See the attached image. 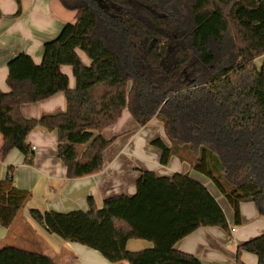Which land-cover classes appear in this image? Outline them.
Masks as SVG:
<instances>
[{"label":"trees","instance_id":"obj_1","mask_svg":"<svg viewBox=\"0 0 264 264\" xmlns=\"http://www.w3.org/2000/svg\"><path fill=\"white\" fill-rule=\"evenodd\" d=\"M21 13L20 0H14ZM74 12L57 37L43 44L35 64L19 53L7 63L9 91H0V155L19 151L31 163L28 135L55 131L57 156L68 179L102 170L111 144L102 131L127 110L140 126L162 123L166 146L154 139L160 164L172 156L208 178L228 202L234 225L240 204L264 217V0H57ZM1 17V13H0ZM77 50L89 59L82 64ZM263 58L256 68L254 61ZM70 67L74 88L60 70ZM63 93V113L28 119L20 107ZM0 184V227L9 229L30 198ZM132 196L106 198L100 209L57 213L30 210L48 233L97 251L117 264H202L177 251V242L203 227L228 230L223 210L187 174L141 171ZM129 240L152 243L131 252ZM264 264V234L236 249ZM0 264H55L43 254L0 247Z\"/></svg>","mask_w":264,"mask_h":264},{"label":"crops","instance_id":"obj_2","mask_svg":"<svg viewBox=\"0 0 264 264\" xmlns=\"http://www.w3.org/2000/svg\"><path fill=\"white\" fill-rule=\"evenodd\" d=\"M20 4V15L12 17L17 11L15 1L0 0V91L4 93L9 91L6 83L7 63L17 53H25L31 56L35 64H39L43 44L57 36L66 22L75 21V13L65 10L57 0H20ZM76 52L82 64L88 66L90 61L85 54L80 50ZM60 70L68 77L69 87L74 88L71 68L62 66ZM65 109V96L57 93L40 102L23 104L20 113L25 118L37 120L43 116L63 113ZM155 119L140 127L124 110L114 125L102 131V136L111 141L102 154V170L82 178L66 177L64 164L57 156L55 131L37 127L28 135L27 143L32 153L29 164L25 163L24 156L17 150H11L3 157L0 155V184L8 168L12 167L14 185L30 193L29 200L11 227L0 228V243L9 239L11 247L43 255L46 252L49 254L46 256L55 264H113L97 251L48 233L30 217V210L42 213L87 212L90 201L96 209H100L106 198L134 195L135 183L141 171H152L159 177L187 174L201 183L215 198L224 212L228 230L218 227L199 228L177 242L174 248L193 255L202 264H235L237 247L264 234V217L259 216L252 203H241V223L236 226L229 204L225 205L222 201L224 197L208 178L205 179L188 162L176 156H172L167 165L162 166L160 150L151 145L153 137L141 139L140 136ZM166 140L162 142L169 146ZM152 247V243L143 240H129L126 244V249L131 252ZM239 259L244 264H257V257L251 253L241 252Z\"/></svg>","mask_w":264,"mask_h":264},{"label":"rangeland","instance_id":"obj_3","mask_svg":"<svg viewBox=\"0 0 264 264\" xmlns=\"http://www.w3.org/2000/svg\"><path fill=\"white\" fill-rule=\"evenodd\" d=\"M66 23H71V22H66ZM55 37H57V36H55ZM49 41H51V40H49ZM262 62H263V58L262 57H259V58H257L254 61V64H255L257 69H259L261 67ZM153 119H155V118H153ZM159 122H160L159 119L153 120V122L150 123L148 125V127H146V129L144 131H142V133L140 135L141 139H146L147 137H153V139H160V140H164L165 141L166 140L165 132H164L163 126L160 124L161 122L160 123ZM166 142H167V140H166ZM203 177L205 179H207L205 176H203ZM222 201L225 203L226 206H228V202L226 201L225 198H222ZM0 230H2V229H0ZM9 241H10L9 239H5L4 241H2L0 243V247L12 246V245H10ZM129 251H131V250H129ZM44 254L45 255H49L46 252H44ZM122 264H127V262H122Z\"/></svg>","mask_w":264,"mask_h":264},{"label":"built area","instance_id":"obj_4","mask_svg":"<svg viewBox=\"0 0 264 264\" xmlns=\"http://www.w3.org/2000/svg\"><path fill=\"white\" fill-rule=\"evenodd\" d=\"M32 150H34V148H32ZM233 231V229H231V232Z\"/></svg>","mask_w":264,"mask_h":264},{"label":"water","instance_id":"obj_5","mask_svg":"<svg viewBox=\"0 0 264 264\" xmlns=\"http://www.w3.org/2000/svg\"><path fill=\"white\" fill-rule=\"evenodd\" d=\"M17 54H18V53H17ZM17 54H16V55H17Z\"/></svg>","mask_w":264,"mask_h":264}]
</instances>
